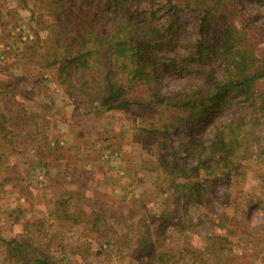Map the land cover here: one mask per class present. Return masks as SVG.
I'll list each match as a JSON object with an SVG mask.
<instances>
[{
  "label": "trees",
  "instance_id": "1",
  "mask_svg": "<svg viewBox=\"0 0 264 264\" xmlns=\"http://www.w3.org/2000/svg\"><path fill=\"white\" fill-rule=\"evenodd\" d=\"M37 1L50 11L44 13L37 4L32 8L33 17L38 15L39 29L49 32L45 39L27 47V61L40 69L54 67L70 104L84 114H96L97 118L109 111L144 106L147 110L162 111L158 128L141 127L144 131L164 136L180 128L186 132V139L178 146L168 148L163 139L154 151L160 161L156 168L159 177L153 182L155 194L163 196L167 207L174 205V210L182 213L176 246L171 240L176 231L162 237L157 225L155 229L138 227L143 217H138L140 210L135 204L127 212H122L123 203L117 209L109 207L108 202L101 204L94 211V221H90L94 226L90 229L110 240L118 229L111 233L108 228L129 221L135 228L121 226L127 229L124 237H142L139 247L157 264H179V259L172 258L174 249L188 252L187 256L198 261L195 264H208L224 257L230 228L226 226L218 232L219 227L214 226L198 246L195 242L201 236L204 221L200 217L195 220L191 205H206L207 198L218 189V181L235 177L236 183L223 182L229 190L244 185L247 161L264 155V91L259 85L264 79V57L259 45L264 38V13L256 7L264 0H249V6L240 0ZM23 2L30 5L29 0ZM188 16L190 24L184 21ZM10 55L0 72H8L21 60V56ZM166 74L183 80V84L168 89ZM16 78L12 74L7 86L9 83L0 76V177L6 173L1 171L12 155L18 151L30 153L27 140L16 141L19 133L25 132L21 136L32 140L37 154L38 150L49 149L52 138L60 139L59 134L44 132L56 115L52 113L54 99L42 105L44 110L40 114L25 109L22 91L11 86L17 85ZM77 147L87 148L82 143ZM72 158H76L75 154L66 157L68 170L71 163L78 161ZM262 176L259 173V178ZM209 177L215 181L210 182ZM53 184L66 185L61 180ZM78 192L65 188L60 193L54 210L56 220L83 222L81 218L90 209L81 211L80 205L72 201L76 197L78 202L83 196ZM10 210L11 216L16 215L14 223L20 222L23 206ZM162 217L165 228L167 217L171 216ZM154 236L155 240L148 243ZM0 240L12 252L10 257L5 256V264H64L58 255L56 260L51 259L35 248L30 239L5 238L0 231ZM79 244L70 250L64 245L58 247L74 257L70 264H81V258L86 256L84 249L89 247ZM122 245L126 246L124 238Z\"/></svg>",
  "mask_w": 264,
  "mask_h": 264
},
{
  "label": "rangeland",
  "instance_id": "2",
  "mask_svg": "<svg viewBox=\"0 0 264 264\" xmlns=\"http://www.w3.org/2000/svg\"><path fill=\"white\" fill-rule=\"evenodd\" d=\"M240 1L249 6V0ZM29 3L30 5H25L23 0H0V68L11 57L10 54L21 56L17 66L8 72L1 71L0 76L9 83L7 86L11 84L9 79L12 74L18 77L15 83L17 85L11 86L13 90L17 86L22 91L27 105L25 109L40 114L44 110L42 105L54 99L56 106L52 113L55 112L56 115L44 132L59 134L60 139L56 141V137L52 138L49 149L38 150L37 154L32 140L21 136L25 132L19 133V137L17 135L16 141L27 140L30 153L16 152L6 160L7 166L1 171L6 173H2L0 177V181L5 182H0V231L5 238L18 236L23 240H32L35 248L51 259L58 255L64 264H70L74 260L71 253L66 251L67 248L70 250L78 246V243L82 247H89L88 250L84 249L86 256L81 258V264H157V260L153 261L139 247L142 237H124L127 229L135 228L129 221H123L120 226L115 223V227H109L111 233L118 229V233L110 240L104 239L101 232L91 230L90 227L94 225L90 221H94V211L99 210L101 204L106 205L105 202L113 209L123 203L122 212H127L135 204L140 210L138 217H143V222L138 227L141 230L145 226L155 229L157 225L162 230V237L176 231L171 239L176 246L180 237L177 224L183 220L180 219L182 213L179 210L176 212L174 205L167 207L163 203V196L155 194L153 182L159 177V170L156 168L160 161L154 151L163 139L168 148L178 146L186 139V132L184 128H180L164 136L144 131L141 127L158 128L159 112H162L152 108L147 110L144 106L109 111L97 118L96 114H84L82 109L70 104V100L64 97L56 69H40L27 61V47H32L36 40L45 39L49 32L48 29H39L38 15L33 17L32 8L38 4L39 10L44 13L48 14L50 11L37 0H29ZM256 7L264 13V1L256 4ZM261 20H264V15ZM184 21L190 24L191 16L185 17ZM259 45L264 57V38ZM165 82L168 89H173L180 87L184 81L166 74ZM259 85L264 91V79L259 81ZM73 129L79 132L75 133ZM81 143L87 148L79 149L77 144ZM74 154L76 158H72V161H78L74 165L71 163V169L68 170L66 157L71 158ZM86 159L90 160L88 164L83 163ZM192 163L190 159L189 164ZM246 165L248 174L244 185L231 187L229 190L226 184L232 180L236 183L235 177L226 179L228 181H218V189L207 198L206 205H191L195 220L200 217L204 221L200 228L201 236L195 242L199 243L198 246L214 226L219 227L218 232L223 227L230 228V242L226 245L224 257L212 259L208 264H264V155L254 156ZM259 173H262V178H259ZM56 180L63 181L66 187L53 184ZM209 180L215 181L212 177ZM64 187L78 190L83 195L78 202L75 196L72 200L80 205L81 211L90 209L81 218L83 222L74 224L72 219L62 222L55 219L56 200ZM15 206L24 208V214L20 215L21 221L18 223H14L16 215L10 214V209ZM8 214L10 215L7 216ZM169 214L171 217H167V228H163L162 216ZM146 221L147 224H144ZM123 225L127 229H122ZM123 238L126 244L124 247L121 246ZM155 238L154 236L148 243ZM59 245H64L66 250L58 248ZM10 254L12 252L9 247L0 240V264H5V256L10 257ZM187 255L190 254L174 249L172 258L179 259V264L198 262ZM26 264L33 263L27 261Z\"/></svg>",
  "mask_w": 264,
  "mask_h": 264
}]
</instances>
